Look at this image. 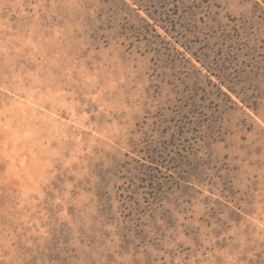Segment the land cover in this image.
<instances>
[{
  "label": "rangeland",
  "instance_id": "374dc122",
  "mask_svg": "<svg viewBox=\"0 0 264 264\" xmlns=\"http://www.w3.org/2000/svg\"><path fill=\"white\" fill-rule=\"evenodd\" d=\"M0 264H264V0H0Z\"/></svg>",
  "mask_w": 264,
  "mask_h": 264
}]
</instances>
